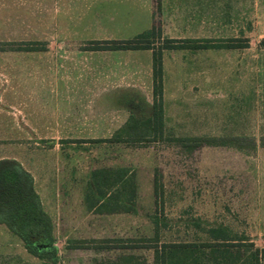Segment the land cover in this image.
I'll use <instances>...</instances> for the list:
<instances>
[{"label":"rangeland","instance_id":"obj_1","mask_svg":"<svg viewBox=\"0 0 264 264\" xmlns=\"http://www.w3.org/2000/svg\"><path fill=\"white\" fill-rule=\"evenodd\" d=\"M153 26L157 49L167 40L249 48L164 51L163 137L136 140L134 130L105 142L153 116L145 70L130 68L153 55L91 45ZM263 39L264 0H0V161L35 177L56 264H152L148 250L98 247L153 238L155 218L167 226L162 242H199L202 229L224 227L264 249ZM103 169L129 171L134 212L89 210L91 174ZM0 264L46 263L0 225Z\"/></svg>","mask_w":264,"mask_h":264},{"label":"trees","instance_id":"obj_2","mask_svg":"<svg viewBox=\"0 0 264 264\" xmlns=\"http://www.w3.org/2000/svg\"><path fill=\"white\" fill-rule=\"evenodd\" d=\"M161 34V29L153 26L133 41L92 43V51L149 50L153 55V116L141 128L135 129L127 124L115 139L105 142L121 143L123 137L132 136L134 130L136 131L132 137L136 140L150 139L154 142L163 137L164 51L249 48V43L245 40L229 41L231 43L227 45L210 42L203 45L197 40H167L160 49L154 48L152 43ZM260 46L264 49V39ZM156 188L155 196L158 195ZM136 198L137 186L134 179L129 177L128 170L103 169L91 174L89 195L86 198L89 210L101 214L132 213ZM0 225L18 237L30 255L46 264H56L58 251L53 221L44 209L33 176L16 161H0ZM153 225V238L106 241L103 245L100 243L98 248L148 250L153 254L152 264H261L264 257V249H259L246 237L234 236L224 227L202 229L205 239L199 242H162L161 233L167 226L159 223L157 218ZM117 264H147V261L139 262L134 257H123Z\"/></svg>","mask_w":264,"mask_h":264},{"label":"crops","instance_id":"obj_3","mask_svg":"<svg viewBox=\"0 0 264 264\" xmlns=\"http://www.w3.org/2000/svg\"><path fill=\"white\" fill-rule=\"evenodd\" d=\"M163 5H164V1L163 2H161V1H159V3H158V6H162L163 7ZM148 9H150V11H151V6H148ZM151 53H152V51H151ZM141 67H142V69H144L145 71H143V73L147 76V88L149 87L150 89L152 88V90H153V60H150L149 62H148V64H146L145 66H135V68L134 67H130V68H132V69H141ZM131 69V70H132ZM131 70L129 71L130 73H129V75H130V77L126 80V83H129V84H131V85H133L132 83H133V81H132V77H131V75L133 76V75H137V73H135V71H138V70H135V71H133V72H131ZM135 73V74H134ZM129 81V82H128ZM48 83V82H47ZM46 84V83H45ZM49 85H48V88L51 86V83H48ZM128 84V85H129ZM164 84H165V79H164ZM139 85V84H138ZM140 86V85H139ZM50 89H51V87H50ZM49 89V90H50ZM48 93L49 94H47L46 96L48 97V98H54V99H65V95H62L61 93H53L52 94V92L50 91H48ZM165 93H166V90H165V85H164V92H163V105H164V101H165ZM59 94H61V95H59ZM35 178V177H34ZM35 186H37V184H36V180H35ZM38 192V191H37ZM38 194L40 195V197H41V200H42V203H43V206H44V209H45V211L47 212V210H46V208H45V204H44V202H43V198H42V195L38 192Z\"/></svg>","mask_w":264,"mask_h":264}]
</instances>
